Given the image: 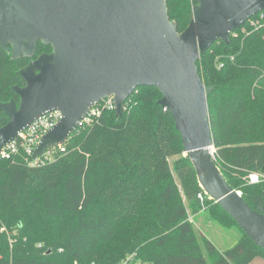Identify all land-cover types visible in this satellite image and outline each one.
Segmentation results:
<instances>
[{"label":"trees","instance_id":"trees-1","mask_svg":"<svg viewBox=\"0 0 264 264\" xmlns=\"http://www.w3.org/2000/svg\"><path fill=\"white\" fill-rule=\"evenodd\" d=\"M197 0H167L180 32ZM200 53L215 161L227 182L264 215V11ZM249 18V19H250ZM44 45L39 42L36 56ZM26 58L0 49V99L22 83ZM155 86L140 85L122 115L103 108L76 126L64 151L29 165L22 150L0 160V264H247L264 249L200 187L170 112ZM7 121L0 114V126ZM177 155L172 165L171 156ZM42 158V156H41ZM235 229L220 249L197 235L190 214ZM40 244V245H39Z\"/></svg>","mask_w":264,"mask_h":264},{"label":"water","instance_id":"water-1","mask_svg":"<svg viewBox=\"0 0 264 264\" xmlns=\"http://www.w3.org/2000/svg\"><path fill=\"white\" fill-rule=\"evenodd\" d=\"M264 11V0H197L186 28L177 30L167 0H0V49L11 58L30 57L36 43L51 45L17 70L25 85L20 98L0 101L9 120L0 126V150L39 115L58 109L62 117L39 139L31 155L63 144L89 109L112 96L116 116L140 85L155 86L158 104L170 112L184 155L198 183L259 247L264 215L223 176L214 156L200 53Z\"/></svg>","mask_w":264,"mask_h":264},{"label":"built area","instance_id":"built-area-1","mask_svg":"<svg viewBox=\"0 0 264 264\" xmlns=\"http://www.w3.org/2000/svg\"><path fill=\"white\" fill-rule=\"evenodd\" d=\"M114 107L115 106L112 96H108L107 98L100 100L89 109L86 116L77 124V126L85 122H90L92 117L98 115L103 108L114 109ZM61 117V111L58 109L48 111L36 117L23 129H21L11 141L1 148L0 160L12 159L19 154L20 150H22L29 165L38 164L39 161H42V158L38 157L36 159H32L31 155L33 150L40 137L49 129H51ZM56 151H64L63 144L57 145L55 147H49L43 155H53ZM46 158H48V156ZM246 178L249 183H257L261 180H264V173L250 172ZM130 260L131 256L127 257L118 264H128Z\"/></svg>","mask_w":264,"mask_h":264},{"label":"rangeland","instance_id":"rangeland-1","mask_svg":"<svg viewBox=\"0 0 264 264\" xmlns=\"http://www.w3.org/2000/svg\"><path fill=\"white\" fill-rule=\"evenodd\" d=\"M260 21V18H250L248 19V23H254L257 21ZM45 156V157H44ZM48 156V158H52L53 155H42V159L45 160V158ZM177 158V155L171 156L169 158V161L172 165L173 161ZM190 220L194 224V228L196 230L197 235L200 237L202 234L208 236L213 243L220 249L228 248L235 244L237 241L238 234L235 229H225L220 224H218L216 221H212L208 218L207 214L205 213H198L196 215L190 214ZM40 245V244H39ZM205 256L210 264L208 255L205 252Z\"/></svg>","mask_w":264,"mask_h":264},{"label":"flooded vegetation","instance_id":"flooded-vegetation-1","mask_svg":"<svg viewBox=\"0 0 264 264\" xmlns=\"http://www.w3.org/2000/svg\"><path fill=\"white\" fill-rule=\"evenodd\" d=\"M39 42H41V41H38V42L36 43V47H37V44H38ZM41 43H42V42H41ZM42 44H43V43H42ZM43 45L45 46L44 49L40 50L39 54H37L36 56H34V54H36V53H35V52H36V47H35V52H34V54H33L32 56H30V57H23V58H26V62H25V64H23V66L27 65L31 59H35V58H37V56L40 55L41 53H50V52H51L52 48H51V45H50V44H43ZM23 66H22V67H23ZM17 85H19V86H24V85H25V81H24V79L22 78V83H21V84H17ZM11 90H12V89H11ZM12 91H13V90H12ZM10 99H13V100L16 102V105L19 104L20 98H19L18 94H17L16 92H14V91H13V93L11 94V96H10L9 99H7V100H2V99H0V101L4 103V102L9 101ZM0 114H3V112H0ZM6 117H7V121H6L4 124H6V123L8 122V120H9V118H8L7 115H6ZM4 124H3V125H4ZM1 126H2V125H1Z\"/></svg>","mask_w":264,"mask_h":264},{"label":"crops","instance_id":"crops-1","mask_svg":"<svg viewBox=\"0 0 264 264\" xmlns=\"http://www.w3.org/2000/svg\"><path fill=\"white\" fill-rule=\"evenodd\" d=\"M247 264H264V258L262 256H256Z\"/></svg>","mask_w":264,"mask_h":264}]
</instances>
